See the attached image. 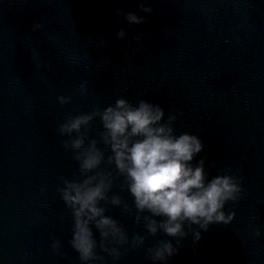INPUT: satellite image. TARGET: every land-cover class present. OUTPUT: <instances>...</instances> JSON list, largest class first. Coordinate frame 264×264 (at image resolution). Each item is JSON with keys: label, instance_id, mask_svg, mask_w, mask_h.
Returning <instances> with one entry per match:
<instances>
[{"label": "water", "instance_id": "water-1", "mask_svg": "<svg viewBox=\"0 0 264 264\" xmlns=\"http://www.w3.org/2000/svg\"><path fill=\"white\" fill-rule=\"evenodd\" d=\"M147 3L151 13L139 0H0V264H82L58 191L64 178H80L79 166L58 128L69 114L118 98L159 104L166 118L182 112L176 130L202 139L197 161L207 157L209 178L231 170L243 181L244 198L225 209L235 211L232 223L211 225L198 241L189 235L170 264H264V0ZM116 9L147 19L129 26ZM37 23L44 27L33 31ZM60 95L71 102L60 105ZM100 131L97 118L90 137ZM121 182L113 193L132 205ZM107 214L130 238L147 237L144 249L122 250L118 264H151L147 249L171 239L147 235L120 208Z\"/></svg>", "mask_w": 264, "mask_h": 264}, {"label": "clouds", "instance_id": "clouds-1", "mask_svg": "<svg viewBox=\"0 0 264 264\" xmlns=\"http://www.w3.org/2000/svg\"><path fill=\"white\" fill-rule=\"evenodd\" d=\"M139 5L144 13L153 11L147 0H139ZM116 14L123 16L129 26L147 19L120 9H116ZM43 27V23H37L33 31ZM127 35L124 29L116 33L121 40ZM142 38L137 36L138 41ZM79 93H88L86 81L80 84ZM57 100L66 105L71 97L60 95ZM182 115L173 113L166 118L165 109L159 104L146 99L133 104L126 98H118L104 108L94 106L88 113L69 114L59 125V134L68 138L64 148L72 153L80 172V178H64L58 191L72 214L70 243L82 264H106V257L98 249L111 257L113 264H118L123 259L122 250L145 247L147 237L137 233L130 238L120 221L107 214L108 207L120 208L124 214L134 216L135 223L142 224L149 236L163 233L171 238L147 249L151 264H170L189 235L198 241L202 231H208L211 225H227L235 219V211L225 209L230 202L235 205L244 198L242 179L231 170L209 178L207 157L197 161L205 150L202 139L176 130L175 122ZM97 118L102 131L98 138H91L92 122ZM100 144L110 154L106 155ZM105 165L114 166L116 175L105 170ZM117 178H122L120 190L130 195L132 205L113 193ZM261 235L257 229L255 236ZM52 248L60 254L61 242L54 240Z\"/></svg>", "mask_w": 264, "mask_h": 264}]
</instances>
